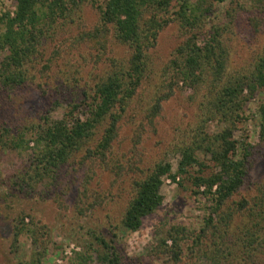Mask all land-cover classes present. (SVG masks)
<instances>
[{
    "label": "rangeland",
    "instance_id": "rangeland-1",
    "mask_svg": "<svg viewBox=\"0 0 264 264\" xmlns=\"http://www.w3.org/2000/svg\"><path fill=\"white\" fill-rule=\"evenodd\" d=\"M13 10V0H4L0 6V12ZM263 15L264 0H238L236 5L225 0L213 4L211 17L201 28L169 23L148 52L145 77L118 123L106 157L87 158L83 147L53 177L36 181L38 148L33 133L44 117L84 120L95 86L113 66L124 64L130 53L110 32L105 43L87 37L99 25V14L90 4H84L72 19L59 21L24 64V83L1 96L0 127L6 129L2 139L8 143L0 149V264H27L34 252L41 254L43 249L38 264H82L81 256L88 257L86 264H104L105 249L93 240L92 232L107 239L117 235L106 241L113 242L118 264H264V138L257 112L264 90L248 102L247 120L236 123L232 132L235 141L250 146L247 176L237 193L212 215L208 228L211 203L201 195L203 188L194 194L190 179L218 172L198 145L226 128V123L210 119L216 92L230 78L250 71L262 56ZM215 30L227 49L223 76L216 82L208 76L194 87L184 85L173 77L171 60L176 49L193 34L202 46ZM4 55L0 53V60ZM165 93L168 97L161 101L160 112L150 118L155 99ZM72 104L79 106L71 110ZM106 125L104 121L97 126L87 146L95 147ZM20 134L24 141L30 140L28 147L14 150L10 141ZM187 148L198 162L189 168L191 177L164 178L162 205L142 220L137 231H125L121 222L134 182L160 162L168 163L175 174ZM241 199L248 205L238 210ZM23 216L25 224L44 226V239L37 245L27 234L13 243L15 222ZM172 227L186 229L181 259L176 262L168 253L171 242L161 244ZM204 228L199 239L203 241L195 247V236ZM231 241L235 244L229 249L231 255L216 252L224 249L222 242Z\"/></svg>",
    "mask_w": 264,
    "mask_h": 264
},
{
    "label": "trees",
    "instance_id": "trees-1",
    "mask_svg": "<svg viewBox=\"0 0 264 264\" xmlns=\"http://www.w3.org/2000/svg\"><path fill=\"white\" fill-rule=\"evenodd\" d=\"M4 0H0V6ZM225 0H13L14 10L0 12V53L4 57L0 60V101L3 93H10L25 81L23 66L37 51L41 39L53 31L59 21L72 19L73 15L84 4H90L99 14V25L93 33L86 34L89 39L106 41L110 32L115 41L130 50L128 59L120 66H113V70L94 88L93 100L86 104L88 117L70 120H49L44 117L42 125L33 133V142L38 153L34 158V178L43 181L45 177H53L55 172L64 165L74 154L84 147L86 157L95 156L104 159L109 152L117 135L118 123L126 108L134 97L138 87L145 77L148 65V52L153 49L157 37L162 29L172 21H177L182 27L201 28L211 17L214 3ZM238 0H231L237 4ZM264 24V15H263ZM105 38V40H104ZM195 34L187 38L175 51V58L171 60L174 78L186 86L201 84L209 76L213 82L219 81L226 69V47L215 30L204 42L198 46ZM115 67V69H114ZM259 90H264V51L254 67L244 73L230 78L216 92L217 97L212 105L210 119L217 118L226 123V128L217 133L212 139L204 140L198 145V150L209 155L211 161L218 168V172L208 176H194L190 178L194 185V194L201 195L211 203V214L206 221L205 228L210 227L212 215L222 208L242 186L247 176V159L250 146L233 139V129L236 123L247 120L245 106L253 99ZM167 94L157 97L150 108L149 117L154 118L160 112L161 101ZM71 110L79 105H70ZM259 126L264 138V101L257 107ZM71 117L72 111H70ZM104 121L107 125L101 138L92 149L87 146L91 141L95 129ZM5 128L0 127V149L7 145L2 139ZM20 134L17 139L10 141L14 150L28 147L29 141L23 140ZM86 146V147H85ZM240 149L242 152L240 154ZM175 174H172L168 163H157L150 173L134 182V193L123 216L121 226L125 231L135 232L142 220L154 213L163 202L161 187L163 179L169 177L176 181L179 176L191 177L189 168L198 164L193 150L187 148L182 152ZM53 174V175H52ZM248 202L241 199L238 210L247 207ZM205 228L195 236L194 246L199 247L203 240H199ZM186 229L172 227L161 240L171 245L168 253L174 262L181 259V242L185 239ZM29 235L33 244L37 245L44 239V226L32 227L24 223V216L17 219L13 228V243L17 244L22 235ZM93 240L105 249L101 260L104 264H118L119 257L116 249L102 234L92 232ZM224 249L216 250L222 257L229 253L235 244L222 242ZM215 252H212V255ZM45 254L43 249L33 253L27 264H38ZM216 254V253H215ZM215 254L212 256L214 259ZM82 264L87 263L88 257H80Z\"/></svg>",
    "mask_w": 264,
    "mask_h": 264
}]
</instances>
